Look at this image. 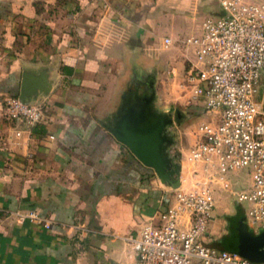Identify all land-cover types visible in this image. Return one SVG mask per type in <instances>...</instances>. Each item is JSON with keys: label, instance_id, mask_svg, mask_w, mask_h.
Here are the masks:
<instances>
[{"label": "crops", "instance_id": "obj_1", "mask_svg": "<svg viewBox=\"0 0 264 264\" xmlns=\"http://www.w3.org/2000/svg\"><path fill=\"white\" fill-rule=\"evenodd\" d=\"M220 10V0H0V264H137L126 238L166 210L173 190L110 127L125 102L149 92L152 112L200 110L173 138L189 141L176 159L189 184L186 157L209 115L180 87L194 58L183 39ZM26 78L50 85L31 96L47 109L29 129L5 117ZM234 181L242 189L250 177ZM29 210L52 227L22 220ZM214 214L208 242L222 248L229 233Z\"/></svg>", "mask_w": 264, "mask_h": 264}, {"label": "built area", "instance_id": "obj_2", "mask_svg": "<svg viewBox=\"0 0 264 264\" xmlns=\"http://www.w3.org/2000/svg\"><path fill=\"white\" fill-rule=\"evenodd\" d=\"M220 7L198 34L183 39L194 58L180 83L213 117L198 125L189 149V184L127 236L137 264H264L208 242L220 192L235 196L254 234L264 231V2L220 0ZM5 108L8 120L29 129L43 121L47 100L12 96ZM240 172L250 182L235 189ZM21 219L46 228L53 223L36 210Z\"/></svg>", "mask_w": 264, "mask_h": 264}, {"label": "water", "instance_id": "obj_3", "mask_svg": "<svg viewBox=\"0 0 264 264\" xmlns=\"http://www.w3.org/2000/svg\"><path fill=\"white\" fill-rule=\"evenodd\" d=\"M49 90L50 85L45 79L26 78L19 97L24 101H36L31 96L47 94ZM155 98L156 94L150 92L125 102L110 128L115 137L127 145L144 165L152 168L164 184L176 190L181 186L182 166L174 162L168 151L173 138L168 135L167 129L174 122L173 113L170 109L152 112ZM221 246V249L264 263V231L254 234L249 229L241 206L229 218V235L222 240Z\"/></svg>", "mask_w": 264, "mask_h": 264}, {"label": "rangeland", "instance_id": "obj_4", "mask_svg": "<svg viewBox=\"0 0 264 264\" xmlns=\"http://www.w3.org/2000/svg\"><path fill=\"white\" fill-rule=\"evenodd\" d=\"M170 77H172V76L170 75ZM167 109H170V113H173L174 122L172 124H170V126H169L170 127V129H169L170 133L174 132L173 138H175V136L177 135L175 132H179L180 128L181 129L183 128V126H180L179 120L175 119V118H179L177 116V114L182 113V110L185 111L186 113L182 117V119L183 118L184 119L197 118V116L201 115L200 110L195 109L194 111H192L190 106H180L179 104L171 105L168 108H166L164 106L162 109H160V112H164ZM189 112H191V113H189ZM207 114L209 115V116H207V118L213 117V114H209V113H207ZM196 124H197V121L189 120L186 124H184V127H189L190 130L192 131V130H194V126ZM177 137H178V135L176 136V138ZM187 145H189V141L185 138L184 139L179 138L178 140H175L173 143L169 144V146H168V151L170 153V156H172L174 159H177L179 161L183 157V153H182L183 151L181 148H183ZM187 164H189L188 160H187ZM219 194H220V200L217 204V209L220 210V214H221L220 217L225 224L224 226H225L226 231L229 233V229L227 228L228 224H229V218H230L229 216H230V214H233L240 205L237 204V202L235 201V196L233 194H231L229 192H220Z\"/></svg>", "mask_w": 264, "mask_h": 264}, {"label": "flooded vegetation", "instance_id": "obj_5", "mask_svg": "<svg viewBox=\"0 0 264 264\" xmlns=\"http://www.w3.org/2000/svg\"><path fill=\"white\" fill-rule=\"evenodd\" d=\"M177 116H178L179 118H175V119H177V120L180 121V120H182V117L184 116V114H183V113H180V114H177ZM168 135H169V136H172V138H173V135H174V134H173L172 132L170 133V131H169V129H168ZM174 141H175V139H174ZM174 141H173V142H174ZM173 142H172V143H173ZM174 162H177L176 159H174Z\"/></svg>", "mask_w": 264, "mask_h": 264}, {"label": "trees", "instance_id": "obj_6", "mask_svg": "<svg viewBox=\"0 0 264 264\" xmlns=\"http://www.w3.org/2000/svg\"><path fill=\"white\" fill-rule=\"evenodd\" d=\"M191 110H192V111H194V110H195V108H191ZM195 112H196V111H195ZM189 113H191V112H189ZM193 114H194V113H193Z\"/></svg>", "mask_w": 264, "mask_h": 264}]
</instances>
